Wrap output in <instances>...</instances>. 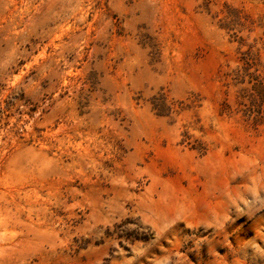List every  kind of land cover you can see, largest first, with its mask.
Wrapping results in <instances>:
<instances>
[{"label":"rangeland","instance_id":"obj_1","mask_svg":"<svg viewBox=\"0 0 264 264\" xmlns=\"http://www.w3.org/2000/svg\"><path fill=\"white\" fill-rule=\"evenodd\" d=\"M264 0H0V264H264Z\"/></svg>","mask_w":264,"mask_h":264},{"label":"trees","instance_id":"obj_2","mask_svg":"<svg viewBox=\"0 0 264 264\" xmlns=\"http://www.w3.org/2000/svg\"><path fill=\"white\" fill-rule=\"evenodd\" d=\"M251 51L242 52L240 64L225 74L228 86L235 89V103L254 126L264 124V68Z\"/></svg>","mask_w":264,"mask_h":264}]
</instances>
